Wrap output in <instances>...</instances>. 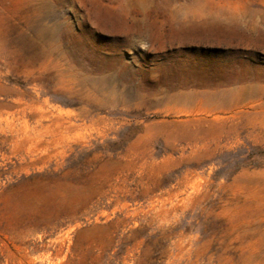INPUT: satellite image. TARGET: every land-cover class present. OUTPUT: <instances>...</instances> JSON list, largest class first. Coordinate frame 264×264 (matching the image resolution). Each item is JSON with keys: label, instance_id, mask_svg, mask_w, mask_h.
<instances>
[{"label": "rangeland", "instance_id": "obj_1", "mask_svg": "<svg viewBox=\"0 0 264 264\" xmlns=\"http://www.w3.org/2000/svg\"><path fill=\"white\" fill-rule=\"evenodd\" d=\"M0 264H264V0H0Z\"/></svg>", "mask_w": 264, "mask_h": 264}, {"label": "bare ground", "instance_id": "obj_2", "mask_svg": "<svg viewBox=\"0 0 264 264\" xmlns=\"http://www.w3.org/2000/svg\"><path fill=\"white\" fill-rule=\"evenodd\" d=\"M176 65V64H175ZM181 65V64H180ZM190 66V65H189ZM188 66V67H189ZM194 67V66H193ZM182 68V67H181ZM205 70V69H204ZM217 71H219V69L217 70ZM206 72H207V70H206ZM220 72V71H219ZM179 74H177V75H187V76H197V74L194 72V70H187L186 69V71L185 72H178ZM200 73V72H199ZM198 73V74H199ZM201 73H203V72H201ZM230 73V72H229ZM201 75H205V74H201ZM222 76V75H221ZM230 80H231V78H229ZM209 84V83H208ZM180 85V84H179ZM181 87V86H180ZM227 93V92H226ZM184 93H182V95H183ZM196 94V93H195ZM202 94V93H201ZM204 94V93H203ZM217 94H218V91H217ZM179 95H180V93H179ZM209 95V94H208ZM214 95V94H213ZM201 96V95H200ZM198 97V96H197ZM213 97H215V96H213ZM183 98V97H182ZM181 98V99H182ZM186 98V97H185ZM195 98V97H194ZM200 98H202V97H200ZM221 98V97H220ZM197 99V98H196ZM218 99V98H217ZM183 100H185V99H183ZM198 100V99H197ZM214 100V99H213ZM191 101H189V103H190ZM195 102V101H194ZM194 102H192V104L194 103ZM214 102H216V101H214ZM201 105V104H200ZM203 105V104H202ZM206 105V104H205ZM194 106V105H193ZM194 107H196V106H194ZM207 107V106H206ZM209 107V106H208ZM215 107V106H214ZM213 108V107H212Z\"/></svg>", "mask_w": 264, "mask_h": 264}]
</instances>
